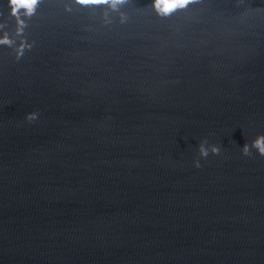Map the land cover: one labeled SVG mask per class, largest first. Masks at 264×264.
I'll use <instances>...</instances> for the list:
<instances>
[{"label":"water","instance_id":"water-1","mask_svg":"<svg viewBox=\"0 0 264 264\" xmlns=\"http://www.w3.org/2000/svg\"><path fill=\"white\" fill-rule=\"evenodd\" d=\"M24 35L0 45V264H264V156L239 151L264 134V0H41Z\"/></svg>","mask_w":264,"mask_h":264},{"label":"clouds","instance_id":"clouds-1","mask_svg":"<svg viewBox=\"0 0 264 264\" xmlns=\"http://www.w3.org/2000/svg\"><path fill=\"white\" fill-rule=\"evenodd\" d=\"M126 0H62V7L65 11L70 12L73 8H95L97 5H105L107 8L115 11L117 7L124 4ZM196 0H149V4L153 12L160 17H168L177 10L186 9ZM41 0H3V7L0 10V45L12 47V58L19 59L24 55L25 51L32 47L33 42L27 39L24 35L25 28L28 26L29 20L36 15L37 7ZM259 11L260 8H257ZM119 23H124L125 18L123 13L119 14ZM12 25V32L15 33L18 39L13 42L8 34V24ZM105 23L109 21L105 20ZM37 118L36 111H28L24 114L26 121H33ZM255 149V153L259 156H264V134L257 133L250 141L240 146V153L244 156L251 155L249 149ZM220 148L214 144L207 142L201 138L196 145V153L200 158L208 155V153L217 154ZM194 167H200V160L195 156L192 159Z\"/></svg>","mask_w":264,"mask_h":264}]
</instances>
